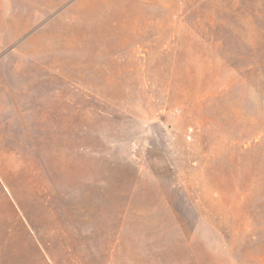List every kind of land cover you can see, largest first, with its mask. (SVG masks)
<instances>
[{
	"label": "rangeland",
	"instance_id": "1",
	"mask_svg": "<svg viewBox=\"0 0 264 264\" xmlns=\"http://www.w3.org/2000/svg\"><path fill=\"white\" fill-rule=\"evenodd\" d=\"M0 264H264V0H0Z\"/></svg>",
	"mask_w": 264,
	"mask_h": 264
}]
</instances>
